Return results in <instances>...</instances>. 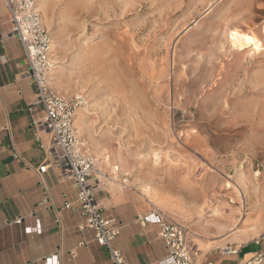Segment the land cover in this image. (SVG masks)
<instances>
[{
	"label": "rangeland",
	"instance_id": "374dc122",
	"mask_svg": "<svg viewBox=\"0 0 264 264\" xmlns=\"http://www.w3.org/2000/svg\"><path fill=\"white\" fill-rule=\"evenodd\" d=\"M38 6L60 65L52 87L82 98L75 124L101 187L132 190L186 227L196 260L264 251V0ZM234 28L260 48L234 46ZM104 156L123 160L121 184Z\"/></svg>",
	"mask_w": 264,
	"mask_h": 264
},
{
	"label": "crops",
	"instance_id": "0c3cea01",
	"mask_svg": "<svg viewBox=\"0 0 264 264\" xmlns=\"http://www.w3.org/2000/svg\"><path fill=\"white\" fill-rule=\"evenodd\" d=\"M11 30L6 2L0 0V264H110L108 249L96 242L93 229L84 227L77 204L64 207L76 199L73 180L54 166L39 172L50 163L42 148L48 136L40 132L37 137L35 122L43 113L32 107L35 87L22 78L27 59ZM97 199L122 223L115 245L130 264H172L151 224L154 212L135 192L105 186ZM138 216L150 225L142 227ZM189 239L194 263L212 262L196 260ZM257 250L233 261L251 259Z\"/></svg>",
	"mask_w": 264,
	"mask_h": 264
},
{
	"label": "built area",
	"instance_id": "2783aa9c",
	"mask_svg": "<svg viewBox=\"0 0 264 264\" xmlns=\"http://www.w3.org/2000/svg\"><path fill=\"white\" fill-rule=\"evenodd\" d=\"M12 25V34L20 41L27 59V69L22 78L31 80L35 87L33 108L39 109L43 116L35 122L37 137L44 132L48 136L47 144L42 148L49 154L50 163L39 168L40 174L52 170L73 180L77 189L75 201L64 203L65 208L77 204L84 227L95 232V240L106 247L110 254V264H130L115 240L121 233L122 223L116 215L110 214L97 199L102 186V175L96 167V160L84 149L83 141L75 124L80 97L67 99L52 87L55 63L53 59L52 38L47 28L38 0H4ZM154 221L158 240L165 249L164 257L172 264H195L188 242L189 231L165 215L154 212ZM142 227L150 225L146 217L138 216ZM16 223H21L17 219ZM238 249L230 246L223 248L222 255H237ZM163 260L162 258L159 259ZM204 264H214L207 262ZM221 264H264V251L256 253L246 261H231Z\"/></svg>",
	"mask_w": 264,
	"mask_h": 264
},
{
	"label": "bare ground",
	"instance_id": "6f19581e",
	"mask_svg": "<svg viewBox=\"0 0 264 264\" xmlns=\"http://www.w3.org/2000/svg\"><path fill=\"white\" fill-rule=\"evenodd\" d=\"M39 5H40V7H42L41 1H39ZM229 34H230V39L232 40V44L234 46H241L242 47L245 45L254 44L256 49L260 48L261 41H260V39H257L256 36H254V35L243 32V31L239 30L238 28L231 29ZM52 49L53 50L55 49L54 42H52ZM54 63H55V70H54V73H55L59 69L60 65H59L57 59L54 60ZM81 109H82V107H80V106L77 108V110H78L77 114H79V115L81 114L80 113ZM104 163H105L106 167L109 169L110 174L112 175V178L109 179L110 183L121 184L120 176H121V174L125 173V166L123 164V160L120 161L121 169H120L119 165H113L111 168L112 164L110 161V156H104ZM125 181H128V179H126ZM245 239H246L245 236H241L238 238V240H240V241H244Z\"/></svg>",
	"mask_w": 264,
	"mask_h": 264
}]
</instances>
